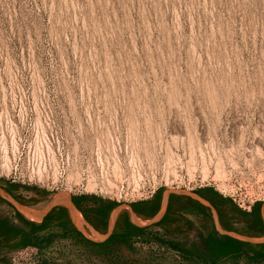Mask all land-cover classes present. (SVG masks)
Here are the masks:
<instances>
[{
    "label": "rangeland",
    "instance_id": "obj_1",
    "mask_svg": "<svg viewBox=\"0 0 264 264\" xmlns=\"http://www.w3.org/2000/svg\"><path fill=\"white\" fill-rule=\"evenodd\" d=\"M166 192L201 206L192 231L131 207ZM55 195L78 199L81 226L54 206L87 241L0 247V264H201L212 231L248 242L216 264H264L236 202L264 220V0H0V216L40 222L16 203ZM124 214L144 233L103 254Z\"/></svg>",
    "mask_w": 264,
    "mask_h": 264
},
{
    "label": "trees",
    "instance_id": "obj_2",
    "mask_svg": "<svg viewBox=\"0 0 264 264\" xmlns=\"http://www.w3.org/2000/svg\"><path fill=\"white\" fill-rule=\"evenodd\" d=\"M203 190V188H199L196 192L203 195ZM213 196L218 197V193L214 192ZM179 197V195L173 193L169 195V199H172V206L168 209L170 215H186L192 213L194 208L197 212L203 211L199 204H196L195 207L188 208V199H179ZM76 200L78 199L74 198L72 200L73 203H76ZM151 200H153V202L155 201L154 207L146 215H152L158 209L160 196L155 193ZM210 201L213 202L212 200ZM145 202L148 203V201L142 203ZM98 206H100V209H94L98 211V214L101 213L103 220L102 227L104 228L105 218L109 209L113 206V203H99ZM164 215H167V213ZM224 215L225 214L219 211L220 219H223ZM230 216H232L231 213L229 217ZM161 222L162 218L157 221V223ZM143 230L144 227L134 225L127 218V215H123L121 219L116 221L113 230L107 238L99 242L91 243L103 252V254L107 255L118 245L130 247L132 244L131 238L138 236L140 233H144ZM64 238H72L76 241L81 240L82 243L87 241L81 237L79 231L71 225L66 210L62 206L51 207L50 210L42 216L41 221L37 223L26 221L20 216L18 211H15L14 214L0 216V247L6 248L7 251L28 244L41 248L54 240H61ZM199 238L200 254L198 259H200L201 264H216V261L220 258L227 257L228 255L240 254L243 245H248V242L233 237H220L216 235V232H208L207 234L199 233ZM260 245V248H264V242ZM171 246L175 247V244L171 243ZM39 264H46V262H39Z\"/></svg>",
    "mask_w": 264,
    "mask_h": 264
},
{
    "label": "flooded vegetation",
    "instance_id": "obj_3",
    "mask_svg": "<svg viewBox=\"0 0 264 264\" xmlns=\"http://www.w3.org/2000/svg\"><path fill=\"white\" fill-rule=\"evenodd\" d=\"M13 190H11L12 192ZM2 197L0 196V199ZM152 199V198H151ZM148 200V203H140V205H138L140 208H137L135 207L134 205H131V207L136 211H138L141 215H146L149 213V211H151V209L154 207V203L155 201L153 202V200ZM108 202H105V204H107ZM75 205H77V202L74 203ZM172 206V199H169L168 197V200H167V204H166V207H165V210L161 216L162 218V222L160 223L161 225H166V224H169V225H175V227L178 229V230H184L185 232H188V231H192L193 230V225L189 219L188 216L186 215H181V216H173V215H170L168 213V209ZM94 208H98L100 209V206H95V205H92V206H89V209L88 211L87 210H83V213H85L86 215L85 218L88 219V221H90L96 228L102 230L103 227H102V223H103V220H102V217H101V213L98 214V211L95 210ZM248 213H245L243 215V220H241V227H242V230L240 229H237V231H240L241 233L243 234H246V235H249V234H262L264 235V220L261 219L258 211L256 210V207L253 205V207L251 209H249L247 211ZM15 212L13 211L11 214H14ZM165 213H167V215H164ZM6 215H9V214H6ZM89 215V216H88ZM125 215V214H124ZM150 216V215H148ZM160 218V219H161ZM121 219V218H120ZM226 218H221L220 219V223L222 225V227L225 229V230H232V227L229 223L225 222ZM236 221V220H234ZM178 223H181V225H179ZM177 224V225H176ZM230 225V226H229ZM214 232V231H212ZM199 235V234H198ZM216 235L220 236V237H232L228 234H217ZM235 238V237H233ZM235 239H238V238H235ZM241 241H244L242 239H239ZM200 241V240H199ZM243 246H246L243 245ZM196 249H197V252L200 251V242L197 243V245L195 246ZM244 248V247H243Z\"/></svg>",
    "mask_w": 264,
    "mask_h": 264
},
{
    "label": "bare ground",
    "instance_id": "obj_4",
    "mask_svg": "<svg viewBox=\"0 0 264 264\" xmlns=\"http://www.w3.org/2000/svg\"><path fill=\"white\" fill-rule=\"evenodd\" d=\"M61 195V194H60ZM52 203H61V204H65L67 205L68 203V198H67V195H62V196H58V195H55L51 201L50 204ZM19 209L21 210V212L25 215V216H29V217H32V218H41V214L39 212H36L34 210H31V209H26L24 207H21V206H18ZM68 210L72 212V216L74 218V221L79 225H80V214L76 211L75 208L71 207L68 205ZM118 210V209H116ZM116 213V212H115ZM115 216V214L113 213L112 214V218ZM134 220H136V222H139V223H143L144 221L140 220L138 217H136L135 215H133L132 217ZM91 228V227H90Z\"/></svg>",
    "mask_w": 264,
    "mask_h": 264
},
{
    "label": "water",
    "instance_id": "obj_5",
    "mask_svg": "<svg viewBox=\"0 0 264 264\" xmlns=\"http://www.w3.org/2000/svg\"><path fill=\"white\" fill-rule=\"evenodd\" d=\"M168 194H167V192L163 195V196H161V199H160V203H159V206H158V209L152 214V215H155L154 217H158L164 210H165V207H166V204H167V200H168ZM56 204H58V203H52V204H49L48 206H46V207H44V208H42V209H34V208H31V207H28L27 205H25V204H20V203H16V205H17V207L18 206H21V207H24V208H26V209H31V210H34V211H36V212H39L40 214H41V217L45 214V213H47L49 210H50V208L51 207H53L54 205H56ZM68 205L69 206H71V207H73V208H75V206H74V203L69 199L68 200V203H67V207H68ZM18 209H19V207H18ZM76 209V208H75ZM115 209H119V207H115L114 209H113V211L115 210ZM20 210V209H19ZM21 211V210H20ZM77 211V210H76ZM113 211H112V213H113ZM118 211V210H117ZM78 212V211H77ZM112 213H111V217H110V222H109V226H108V231H110L111 230V227H112V222H113V219H114V217L112 218ZM152 215H150V216H152ZM161 218V217H160ZM159 218V219H160ZM158 219V220H159Z\"/></svg>",
    "mask_w": 264,
    "mask_h": 264
},
{
    "label": "built area",
    "instance_id": "obj_6",
    "mask_svg": "<svg viewBox=\"0 0 264 264\" xmlns=\"http://www.w3.org/2000/svg\"><path fill=\"white\" fill-rule=\"evenodd\" d=\"M236 202L242 209L247 211L250 209V205L253 203L252 199H249V201H247V206H243L242 203H239L238 201Z\"/></svg>",
    "mask_w": 264,
    "mask_h": 264
},
{
    "label": "crops",
    "instance_id": "obj_7",
    "mask_svg": "<svg viewBox=\"0 0 264 264\" xmlns=\"http://www.w3.org/2000/svg\"><path fill=\"white\" fill-rule=\"evenodd\" d=\"M161 199V198H160ZM99 203H101V202H97V205L99 204ZM103 203V202H102ZM105 203V202H104ZM160 203V202H159ZM70 213H69V215L71 214V216H72V212L71 211H69ZM137 213H139V212H137ZM70 216V217H71ZM143 216H145V217H149L148 215H143ZM39 220H40V218H38ZM72 219L74 220V218H73V216H72ZM80 219H81V216H80ZM75 222V221H74ZM109 226V225H108Z\"/></svg>",
    "mask_w": 264,
    "mask_h": 264
}]
</instances>
